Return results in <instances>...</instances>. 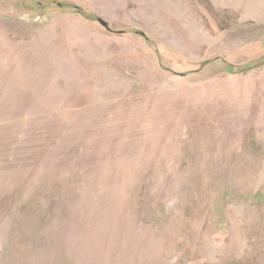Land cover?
Segmentation results:
<instances>
[{"label":"rangeland","instance_id":"374dc122","mask_svg":"<svg viewBox=\"0 0 264 264\" xmlns=\"http://www.w3.org/2000/svg\"><path fill=\"white\" fill-rule=\"evenodd\" d=\"M0 264H264V0H0Z\"/></svg>","mask_w":264,"mask_h":264},{"label":"water","instance_id":"95a60500","mask_svg":"<svg viewBox=\"0 0 264 264\" xmlns=\"http://www.w3.org/2000/svg\"><path fill=\"white\" fill-rule=\"evenodd\" d=\"M98 20L108 29L110 30L111 27L109 26V24L107 23L106 20L102 19L101 17L98 18Z\"/></svg>","mask_w":264,"mask_h":264}]
</instances>
